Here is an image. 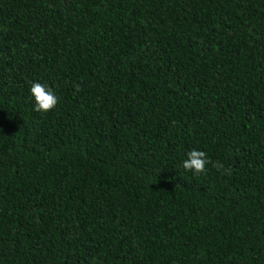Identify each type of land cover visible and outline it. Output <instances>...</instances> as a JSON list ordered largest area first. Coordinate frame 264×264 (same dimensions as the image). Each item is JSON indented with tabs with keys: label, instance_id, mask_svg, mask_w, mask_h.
<instances>
[{
	"label": "trees",
	"instance_id": "16d2710c",
	"mask_svg": "<svg viewBox=\"0 0 264 264\" xmlns=\"http://www.w3.org/2000/svg\"><path fill=\"white\" fill-rule=\"evenodd\" d=\"M0 264H264V0H0Z\"/></svg>",
	"mask_w": 264,
	"mask_h": 264
},
{
	"label": "clouds",
	"instance_id": "9594fccd",
	"mask_svg": "<svg viewBox=\"0 0 264 264\" xmlns=\"http://www.w3.org/2000/svg\"><path fill=\"white\" fill-rule=\"evenodd\" d=\"M30 93L35 101L34 110L36 112H48L56 107L58 99L51 88L35 82L31 84ZM187 159L182 163V167L195 174L205 172L206 165L210 163L207 153L193 149L187 153ZM214 167L223 168L218 162H212ZM230 171V169H229Z\"/></svg>",
	"mask_w": 264,
	"mask_h": 264
}]
</instances>
